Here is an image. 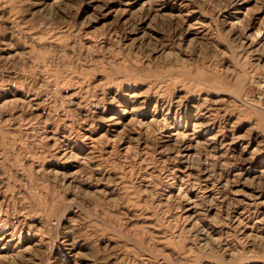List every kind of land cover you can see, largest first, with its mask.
Returning <instances> with one entry per match:
<instances>
[{
	"label": "rangeland",
	"instance_id": "rangeland-1",
	"mask_svg": "<svg viewBox=\"0 0 264 264\" xmlns=\"http://www.w3.org/2000/svg\"><path fill=\"white\" fill-rule=\"evenodd\" d=\"M0 264H264V0H0Z\"/></svg>",
	"mask_w": 264,
	"mask_h": 264
}]
</instances>
